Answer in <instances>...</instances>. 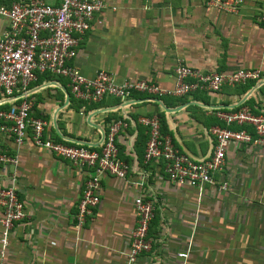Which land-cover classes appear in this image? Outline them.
Here are the masks:
<instances>
[{
  "label": "crops",
  "instance_id": "1",
  "mask_svg": "<svg viewBox=\"0 0 264 264\" xmlns=\"http://www.w3.org/2000/svg\"><path fill=\"white\" fill-rule=\"evenodd\" d=\"M258 1L245 0L236 15H228L207 8L203 0H104L70 63L86 79L106 71L116 82L144 81L170 89L177 61L216 73L257 70L260 78L248 88H224L211 95H132L125 101L81 104L64 79L37 75L26 95L32 103L30 117L46 123L44 134L60 143L97 145L106 125L122 119L127 127L117 134L116 145L128 173L123 181L101 177L99 203L92 217L76 227L73 214L85 173L28 140L15 147L0 135V154L17 159L14 167L2 169L0 187L9 185L7 176L13 172L27 215L11 230L5 264H127L137 197L154 205V217L151 249L134 264H264V149L231 144L213 185L178 187L166 181L158 165L143 164L145 130L136 123L141 115H161L172 145L198 161L210 152L208 130L224 128L216 112L234 111L240 102L254 115L264 112ZM6 27L0 18V35ZM10 107L0 102V110ZM220 181L227 191L219 190ZM177 253L186 257L177 258Z\"/></svg>",
  "mask_w": 264,
  "mask_h": 264
},
{
  "label": "built area",
  "instance_id": "2",
  "mask_svg": "<svg viewBox=\"0 0 264 264\" xmlns=\"http://www.w3.org/2000/svg\"><path fill=\"white\" fill-rule=\"evenodd\" d=\"M49 5L41 0H0V18L7 27L0 35V102H8V110H0V135L20 147L26 140L56 158L68 162L74 169L85 173L80 195L75 205L73 221L82 226L92 217L99 203L101 177L125 180L128 165L119 159L117 134L127 127L119 119L109 122L97 147L66 144L51 140L44 134L46 123L29 115L31 100L26 95L37 75L47 74L64 79L72 98L79 103H98L101 99L119 101L140 95L183 98L192 94L211 95L224 88L244 86L259 80L257 70H236L231 73L201 71L177 61L172 69V87L162 89L144 81L116 82L113 75L97 71L91 79L83 77L71 61L83 36L90 29L94 14L100 13L104 0H57ZM207 8L220 13L236 15L245 0H203ZM256 21L264 31V2L255 5ZM264 51V40L262 45ZM224 128L211 127L209 154L195 161L180 153L167 135L161 133L155 114L141 115L136 123L146 132L142 153L145 165H158L166 181L178 187L201 189L213 185L222 173L225 153L229 145L238 144L264 149V112L252 114L248 108L215 113ZM231 127L237 129L232 130ZM17 164L15 155L0 154V173L4 167ZM8 186L0 187V264H5L9 235L15 224L27 217L23 202L14 188L15 174L7 176ZM219 190L227 191L225 181ZM134 225L130 232L126 263L134 264L149 253L152 245L149 225L154 217V205L137 197L132 202ZM184 259L183 253L175 254Z\"/></svg>",
  "mask_w": 264,
  "mask_h": 264
},
{
  "label": "trees",
  "instance_id": "3",
  "mask_svg": "<svg viewBox=\"0 0 264 264\" xmlns=\"http://www.w3.org/2000/svg\"><path fill=\"white\" fill-rule=\"evenodd\" d=\"M252 83L253 82H247L244 86H251L252 85ZM244 86H239V87H244ZM247 87V88H248ZM236 88V87H235ZM194 95H205V94H201V93H197V94H194ZM167 98V97H166ZM158 99V98H157ZM163 99V98H162ZM161 100V99H160ZM163 102V104H164V106L165 107H169V104L167 103V102H165V101H162ZM82 104V103H81ZM245 105H248V103L246 102L245 103ZM242 106V105H241ZM241 106H239V107H236L234 110H238ZM156 115V117L158 118V121H159V124H160V129H161V133L162 134H164L165 135V131H164V125H163V121H162V118H161V115H159V114H155ZM232 130H235V129H237V128H231ZM145 130V129H144ZM145 136H146V132H145ZM146 141V140H145Z\"/></svg>",
  "mask_w": 264,
  "mask_h": 264
},
{
  "label": "water",
  "instance_id": "4",
  "mask_svg": "<svg viewBox=\"0 0 264 264\" xmlns=\"http://www.w3.org/2000/svg\"><path fill=\"white\" fill-rule=\"evenodd\" d=\"M154 102H155L156 104L160 105V107L162 108L161 104H160L158 101L154 100ZM240 104H241V102L238 103V104L236 105V107L239 106ZM163 110L166 111V112H168V113H171V112L176 111V110H178V109H174V110H166V109H163ZM102 135H103V134H101V138H102ZM101 138H100V139H101ZM81 145H85V146H89V147H93V148H95V147L97 146V145H86V144H81Z\"/></svg>",
  "mask_w": 264,
  "mask_h": 264
}]
</instances>
